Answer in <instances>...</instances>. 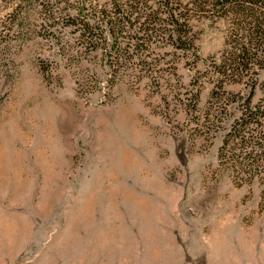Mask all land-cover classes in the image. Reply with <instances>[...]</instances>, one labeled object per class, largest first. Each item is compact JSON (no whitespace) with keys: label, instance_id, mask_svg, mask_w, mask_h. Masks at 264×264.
<instances>
[{"label":"rangeland","instance_id":"374dc122","mask_svg":"<svg viewBox=\"0 0 264 264\" xmlns=\"http://www.w3.org/2000/svg\"><path fill=\"white\" fill-rule=\"evenodd\" d=\"M43 21H0V264H264V181L217 156L237 103L199 128L222 103L206 69L225 20L200 17L197 55L167 53L158 86H108L99 53L71 56V33L58 42ZM255 78L253 101L264 67Z\"/></svg>","mask_w":264,"mask_h":264},{"label":"trees","instance_id":"16d2710c","mask_svg":"<svg viewBox=\"0 0 264 264\" xmlns=\"http://www.w3.org/2000/svg\"><path fill=\"white\" fill-rule=\"evenodd\" d=\"M37 14L44 18L40 30L56 41L63 39L64 30L71 33V56L99 53L109 68L108 86L123 73L134 81L148 76L158 86L164 71L175 73L174 60L164 59L167 53L197 55L195 24L200 17L225 20L223 48L210 56L206 69L211 95L222 103L217 113L206 111L199 128L215 129L228 106L237 103L218 161L240 182L264 181V97L252 99L255 75L264 67V0H0V21L22 23ZM69 47L62 43L60 49ZM245 80L251 81L246 96L224 89ZM195 104L189 97L187 105Z\"/></svg>","mask_w":264,"mask_h":264}]
</instances>
